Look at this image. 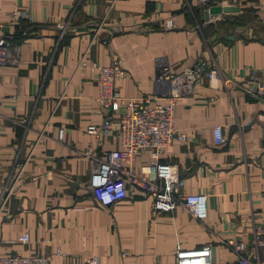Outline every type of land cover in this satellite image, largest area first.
Here are the masks:
<instances>
[{
	"label": "crops",
	"instance_id": "crops-1",
	"mask_svg": "<svg viewBox=\"0 0 264 264\" xmlns=\"http://www.w3.org/2000/svg\"><path fill=\"white\" fill-rule=\"evenodd\" d=\"M210 1L237 11L204 20L196 0H0V34L19 44L18 63L0 66V193L8 196L0 204V256L87 264L96 255L98 264H115L126 249L125 264H173L176 245L249 238L251 225L264 219V95L246 93L264 79V0ZM14 10L30 21L12 23ZM167 17L173 27L162 30ZM199 53L215 60L221 79L209 85L201 78L193 96L175 102L173 127L185 140L173 141L160 161L177 166L183 193L206 195L205 223L179 208L154 213L148 197L100 207L84 150L99 155L118 143L103 136L97 145L86 132L103 115L97 71L78 62L85 56L107 65L117 57L126 71L114 83L118 93L154 98L161 90L155 60L178 72ZM213 125L221 145L213 143ZM25 232L29 240L21 242ZM213 253L220 264L231 260L218 247Z\"/></svg>",
	"mask_w": 264,
	"mask_h": 264
},
{
	"label": "built area",
	"instance_id": "built-area-1",
	"mask_svg": "<svg viewBox=\"0 0 264 264\" xmlns=\"http://www.w3.org/2000/svg\"><path fill=\"white\" fill-rule=\"evenodd\" d=\"M196 2L203 6L204 12L213 5L210 0ZM10 17L18 27L30 21L25 11L14 10ZM160 27L162 30L171 29L172 18H165ZM18 55L19 44L0 34V66L17 64ZM78 67L97 71L95 100L103 115L100 123L89 125L86 132L97 139V145L101 144L103 136H112L118 143L117 149L99 155L93 153L89 146L84 150L85 155L92 160L89 187L97 204L109 209L126 198L148 197L154 213H170L179 208L197 222L205 223L206 195L183 193L184 179L179 175L177 166L161 162L160 157L173 141L185 140V134L173 127L175 102L181 97L193 96L194 88L201 78L208 80L209 85L221 79L215 60L206 59L199 53L191 65L171 72L162 59H156L153 81L161 90L154 98L123 97L118 93L114 83L125 77L126 71L117 57L111 58L107 65H97L88 64L83 56ZM246 93L253 97L264 95V79L256 80L246 87ZM62 136L63 130L59 129L58 138ZM212 138L215 145L223 142L219 125L212 126ZM143 153L147 154L146 158L135 164V160ZM5 190L0 193L1 205L8 197ZM19 240L27 242L28 233H23ZM215 247L230 254L231 260L225 264H264V219L251 225L247 240L232 235H217L214 240L197 248L183 249L176 245L173 264H220L213 256ZM127 255L126 249H120L115 264H125ZM0 264L51 263L45 255L16 253L0 256ZM87 264H98L97 256H90Z\"/></svg>",
	"mask_w": 264,
	"mask_h": 264
},
{
	"label": "water",
	"instance_id": "water-1",
	"mask_svg": "<svg viewBox=\"0 0 264 264\" xmlns=\"http://www.w3.org/2000/svg\"><path fill=\"white\" fill-rule=\"evenodd\" d=\"M237 11V8L235 6H230V5H212L208 8L207 13L203 15L204 20H207L210 16L219 14L221 12L226 13V12H235Z\"/></svg>",
	"mask_w": 264,
	"mask_h": 264
},
{
	"label": "rangeland",
	"instance_id": "rangeland-1",
	"mask_svg": "<svg viewBox=\"0 0 264 264\" xmlns=\"http://www.w3.org/2000/svg\"><path fill=\"white\" fill-rule=\"evenodd\" d=\"M199 7H200V12H201L203 15H204L205 13H207V12H204V11H203V6H200V5H199ZM245 13H246V12H245ZM246 17L249 18L250 15H248V13H246ZM239 19H243V18H240V17H239ZM207 20H208V19H207Z\"/></svg>",
	"mask_w": 264,
	"mask_h": 264
},
{
	"label": "trees",
	"instance_id": "trees-1",
	"mask_svg": "<svg viewBox=\"0 0 264 264\" xmlns=\"http://www.w3.org/2000/svg\"><path fill=\"white\" fill-rule=\"evenodd\" d=\"M24 24H25V23H24ZM24 24H23V25H24ZM17 41H19V40H17Z\"/></svg>",
	"mask_w": 264,
	"mask_h": 264
}]
</instances>
